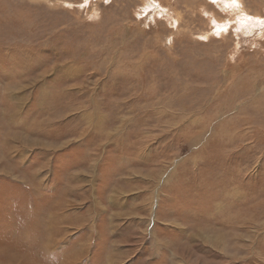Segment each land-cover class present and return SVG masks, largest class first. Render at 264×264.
Listing matches in <instances>:
<instances>
[{
	"label": "rangeland",
	"instance_id": "374dc122",
	"mask_svg": "<svg viewBox=\"0 0 264 264\" xmlns=\"http://www.w3.org/2000/svg\"><path fill=\"white\" fill-rule=\"evenodd\" d=\"M221 4L0 0V264H264V0Z\"/></svg>",
	"mask_w": 264,
	"mask_h": 264
},
{
	"label": "bare ground",
	"instance_id": "6f19581e",
	"mask_svg": "<svg viewBox=\"0 0 264 264\" xmlns=\"http://www.w3.org/2000/svg\"><path fill=\"white\" fill-rule=\"evenodd\" d=\"M214 1H221V5L220 6H222V8H225V9H227V10H241L242 9V7H243V3H244V0H214ZM243 13V12H242ZM242 17H240L239 19H237V18H235V20L234 19H232V20H229V21H227L228 23H226V24H224V23H222V22H218V21H216V20H214L215 21V23L217 24V27H220L219 28V31L221 32V31H223L222 29L223 28H227V26H234V25H238V24H241V25H243V26H245L246 28V32L245 33H249V32H251V33H254V31L256 30V27L254 26V23H253V18L252 17H250V16H248V15H246V14H244V15H241ZM258 18V17H257ZM236 21V22H235ZM236 23V24H235ZM222 28V29H221ZM234 28H237V27H234ZM233 28V29H234ZM218 31V30H217ZM216 31V32H217ZM226 30H224V32H225ZM223 32V33H224ZM222 33V32H221ZM211 35V34H210ZM215 35H216V33H215ZM220 36H221V34H220ZM224 37V36H223ZM211 40V39H210ZM110 62V61H109ZM73 64V63H72ZM76 65V64H75ZM240 69V68H239ZM119 71V70H118ZM54 73V72H53ZM116 73H117V71H116ZM119 73H120V71H119ZM118 73V74H119ZM121 73H123V72H121ZM259 84V83H258ZM85 86V85H84ZM83 88V87H82ZM70 92V91H69ZM68 92V93H69ZM90 92V91H89ZM96 95V94H95ZM94 96V95H93ZM89 102V101H88ZM260 103H261V101H259ZM264 101H262V103H263ZM90 103V102H89ZM94 103V102H93ZM92 103V104H93ZM125 103H127V101H125ZM98 104V103H97ZM99 115V114H98ZM249 115V114H248ZM257 115V114H256ZM86 116V115H85ZM89 117H91V116H89ZM95 117V116H94ZM160 117V116H159ZM93 119V118H92ZM98 119V118H97ZM104 119V118H103ZM90 120H91V118H90ZM101 120V119H100ZM102 121V120H101ZM106 121V120H105ZM92 122H93V120H92ZM127 122V121H126ZM45 123V122H44ZM100 123V122H99ZM101 123H103V122H101ZM63 124V123H62ZM80 125V124H79ZM160 125H161V123L157 120V125L155 126V128L157 129V130H161L160 129ZM165 126L167 127V123H165ZM74 128H76V127H74ZM96 128H97V126L95 127V129L94 130H96ZM102 128V127H101ZM121 131V130H120ZM87 132V131H86ZM83 133V132H82ZM118 133V132H117ZM148 133V132H147ZM152 133V132H151ZM162 133H166V134H168V135H170V133H168L167 131H163ZM86 134V133H85ZM92 134V133H91ZM99 134V133H98ZM150 135V134H149ZM203 135V134H202ZM213 135V134H212ZM81 136V135H80ZM87 136V135H86ZM99 136V135H98ZM158 136V135H157ZM186 136V135H185ZM188 136V135H187ZM194 136V135H193ZM89 137V136H88ZM104 137V136H103ZM145 137H147V136H145ZM174 137V136H173ZM209 137V136H208ZM211 137V136H210ZM81 138V137H80ZM86 138V137H85ZM112 138V137H111ZM156 138V137H155ZM162 138V137H161ZM179 138V137H178ZM183 138V137H182ZM190 138V137H189ZM87 139V138H86ZM110 139V138H109ZM194 139V138H193ZM205 139V138H204ZM210 139V138H209ZM76 140V139H75ZM186 140H188V139H186ZM199 140V139H198ZM207 140V139H206ZM110 141V140H109ZM181 141V140H180ZM82 142V141H81ZM162 142V141H161ZM204 142V141H203ZM83 143V142H82ZM86 143V142H85ZM84 143V144H85ZM123 143V142H122ZM160 143V142H159ZM188 143V142H187ZM199 143V142H198ZM120 144V143H119ZM83 145V144H82ZM169 145V144H168ZM100 146V145H99ZM102 146V145H101ZM124 146V145H123ZM179 146V145H178ZM194 146V145H193ZM176 147V146H175ZM201 147V146H200ZM207 147H209V146H207ZM167 148V147H166ZM197 148V147H196ZM202 148V147H201ZM201 148H199V149H201ZM68 149V148H67ZM118 149H119V147H118ZM226 149V148H225ZM100 150V149H99ZM105 150V149H104ZM175 150V149H174ZM178 150V149H177ZM103 151V150H102ZM100 152V151H99ZM204 153V152H203ZM230 153V152H229ZM95 154V153H94ZM90 155V154H89ZM96 156V155H95ZM173 156V155H172ZM231 157V156H230ZM232 158V157H231ZM95 159L96 158H94V161H95ZM183 162V161H182ZM185 162V161H184ZM242 164V163H241ZM49 165V164H48ZM92 165V164H91ZM243 165V164H242ZM179 166V165H178ZM44 167V166H43ZM42 167V168H43ZM46 167V166H45ZM93 168V167H92ZM168 169V168H167ZM249 169V168H248ZM167 172V171H166ZM79 177V176H78ZM40 188V187H39ZM226 191V190H225ZM219 192V191H218ZM263 193V192H262ZM219 196V195H218ZM214 197V196H213ZM153 198V197H152ZM216 198V197H215ZM210 199V198H209ZM212 199V198H211ZM117 200V199H116ZM195 200V199H194ZM207 200V199H206ZM206 203V202H205ZM212 203H213V201H212ZM246 203V202H245ZM115 204V203H114ZM116 205V204H115ZM114 205V206H115ZM207 205V204H206ZM117 207V206H116ZM54 212V211H53ZM52 213V212H51ZM53 215V214H52ZM102 216V215H101ZM51 218V217H50ZM114 219V218H113ZM101 220V219H100ZM117 220V219H116ZM115 220V221H116ZM114 221V220H113ZM92 222V221H91ZM114 223V222H113ZM116 223H118V222H116ZM120 224V223H119ZM115 227V226H114ZM136 231V230H135ZM146 232V231H145ZM68 233V232H67ZM137 234V233H136ZM49 235V234H48ZM68 235H69V233H68ZM138 235V234H137ZM145 239V238H144ZM250 247V246H249ZM44 248V247H43ZM42 248V249H43ZM49 248V247H48ZM85 250V249H84ZM247 250V249H246ZM124 255V254H123ZM120 256V255H119ZM120 258V257H119ZM108 261V260H107ZM110 261V260H109ZM117 261H119V260H117ZM114 262V261H113ZM122 262V261H121ZM112 263V262H111ZM118 263V262H117Z\"/></svg>",
	"mask_w": 264,
	"mask_h": 264
}]
</instances>
